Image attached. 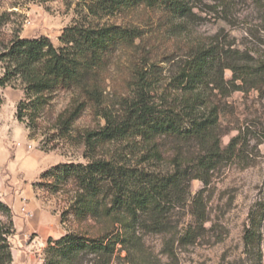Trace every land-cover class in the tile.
Segmentation results:
<instances>
[{
    "label": "rangeland",
    "instance_id": "374dc122",
    "mask_svg": "<svg viewBox=\"0 0 264 264\" xmlns=\"http://www.w3.org/2000/svg\"><path fill=\"white\" fill-rule=\"evenodd\" d=\"M81 1L0 0V15L10 19L1 30L0 48L16 36L47 37L59 46L64 30L78 19L76 9ZM256 2L231 0L232 12L224 19L209 9L218 2L205 0L198 10L200 17L185 29L176 27L161 10L144 7L108 19L110 24L138 29L140 38L122 43L91 74L88 94L56 91L32 123L30 117L23 122L17 118L24 100L21 83L0 87V201L13 212V264H44L49 239L56 241L69 233L99 238L119 228L110 220L93 218L95 201L76 208L78 187L73 182L54 190V177H45L53 168L104 159L165 174L174 170L178 156L187 162L199 152L195 144L165 138L158 141L159 160L146 164L143 157L147 153L140 146L127 142L89 146L86 138L106 125L105 111L121 113V104L132 96L142 69L156 65L161 82L158 98L176 95L173 80L198 48L216 43L260 61L264 57V15ZM225 78H232L231 71L225 72ZM214 102L221 110L217 133L222 147L241 133L242 139L240 157L214 172L205 189L207 222L201 225L195 216L193 199L205 188L195 180L190 183V194L175 203L168 215V232H141L142 256L135 259L128 251L118 252L119 245L112 264H264V225L255 254L247 252L244 243L249 214L264 199V90L247 88L229 98L215 97ZM30 123L34 127L29 128ZM101 197L105 199V193ZM191 230L196 240L191 244L182 241ZM98 261L88 256L83 264Z\"/></svg>",
    "mask_w": 264,
    "mask_h": 264
},
{
    "label": "trees",
    "instance_id": "16d2710c",
    "mask_svg": "<svg viewBox=\"0 0 264 264\" xmlns=\"http://www.w3.org/2000/svg\"><path fill=\"white\" fill-rule=\"evenodd\" d=\"M204 1L82 0L76 9L78 19L64 30L59 46L47 37L16 36L0 48V87L21 83L24 100L17 118L23 122L30 117L32 123L56 91L88 94L91 74L122 43L140 38L138 29L110 24L108 19L144 7L161 10L177 23L176 27L185 29L200 17L198 10ZM214 1L218 3L208 5L209 9L228 18L231 0ZM256 1L259 13L264 15L262 0ZM8 24V15L1 14L0 33ZM226 71L232 73L229 80L225 78ZM160 83L156 65L138 71L132 96L124 99L121 113L105 111L106 125L90 133L87 144L127 142L140 146L146 150V164L159 160L158 141L165 138L195 144L199 152L187 162L178 156L174 170L165 174L104 159L53 168L45 177H54V190L59 184L73 182L78 187L74 206L81 208L95 201L93 218L110 220L114 228H119L99 238L69 233L56 241L49 239L44 264H83L88 256L98 258L97 264H112L119 245L122 248L118 252L128 251L129 256L139 258L143 253L141 232H168V215L174 211L175 203L190 194V183L195 180L205 186L193 199L195 216L201 225L207 222L205 189L214 172L240 157L238 146L242 139L241 133L226 148L222 147L217 133L221 110L214 98H229L247 88L264 90V57L255 61L215 43L188 56L173 80L176 95L157 98ZM31 123L29 128L34 127ZM103 193L105 199L101 197ZM263 225L264 199L249 214L244 234L247 252L255 254L263 239ZM14 233L12 209L0 201V264H13L10 238ZM181 240L191 244L196 240L195 233L191 230Z\"/></svg>",
    "mask_w": 264,
    "mask_h": 264
}]
</instances>
